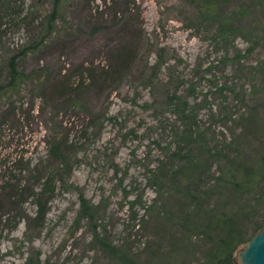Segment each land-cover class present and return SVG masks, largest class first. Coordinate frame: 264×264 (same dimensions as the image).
Wrapping results in <instances>:
<instances>
[{
	"label": "rangeland",
	"instance_id": "374dc122",
	"mask_svg": "<svg viewBox=\"0 0 264 264\" xmlns=\"http://www.w3.org/2000/svg\"><path fill=\"white\" fill-rule=\"evenodd\" d=\"M21 1L25 5L30 2ZM46 2L44 6L49 9L51 4ZM251 3L252 0H232L228 10L237 12ZM262 3L264 6V0ZM64 8V20L57 22L54 39L41 57L28 59L25 64L28 70L44 65L48 71L45 87L60 84L56 83L62 79L60 70L92 59L104 62L103 51L114 48L116 52L130 41L147 40L164 48L166 64L193 81L199 95L209 93L211 73L215 86L231 78L235 66L264 59V40L257 38L249 46L248 36L241 31L229 41L230 45H217L211 24L194 20L190 0H70ZM251 18L253 15L236 25L245 26ZM6 31L14 46L29 38L27 31L13 27ZM225 53L230 61L222 63ZM154 56L149 54L150 62ZM135 63L114 86L97 82L78 91L76 98L88 118L105 113L104 119L94 122L98 131L86 117L67 109V95L62 100H49L69 126L70 139L77 143L70 183L56 192L39 232L28 231L25 235L26 225L21 222L1 239L0 264H27L28 258L33 264H199L202 260L205 240L192 226L182 227L183 211H190V207L182 208L179 199L169 194L157 197L158 186L149 181L148 170L166 155V148L177 141L178 135L176 130L172 132L175 119L167 110L158 116L139 107L150 97L148 88L136 80ZM208 67H213L210 72ZM167 72L163 69L162 77ZM227 92L210 95L212 113L226 106ZM20 114L21 109H17L12 126L5 130L0 142L1 154L9 157L21 154L29 141L17 121ZM255 117L257 131L249 125L243 137L248 143L245 154L250 163L264 155L263 102L258 103ZM199 120L201 127L212 126L215 137L217 131L229 134L214 125L208 110H200ZM38 131L34 128L39 136ZM212 184L210 178L204 186ZM80 195L92 207V221L76 219ZM135 195L141 196V204L131 206ZM153 200L157 201L156 211L146 215L143 207ZM214 202L210 200V209ZM182 237L186 240L178 241ZM104 240L108 247L102 245Z\"/></svg>",
	"mask_w": 264,
	"mask_h": 264
},
{
	"label": "trees",
	"instance_id": "16d2710c",
	"mask_svg": "<svg viewBox=\"0 0 264 264\" xmlns=\"http://www.w3.org/2000/svg\"><path fill=\"white\" fill-rule=\"evenodd\" d=\"M46 1L30 0L25 5L21 0H0V142L5 130L12 126L17 109H21L17 121L29 140L18 156L9 157L0 152V241L21 222L26 225L25 235L28 231L39 232L56 192L70 183L78 154L77 143L70 139L69 126L49 100H62L67 95V109L87 118L90 126L95 127L94 122L100 121L105 113L88 118L76 98L78 91L97 82L114 86L136 62V80L148 88L150 97L139 107L158 116L167 110L175 119L172 132L176 130L178 135L177 141L166 148V155L148 170L149 181L158 186L156 196L169 194L179 199L182 208L190 207V211H183L182 227L192 226L206 242L199 264H236L237 250L261 228L264 220V155L256 163H250L245 154L248 143L243 138L247 126L253 125L252 130L257 131L255 114L258 103H264V59L235 66L231 78L227 77L231 81L226 78L215 86L214 73H211L209 93L199 95L193 81L166 64L164 48L155 47L147 40L130 41L116 52L114 48L103 51L104 62L92 59L60 70L62 79L56 82L60 84L45 87L48 71L44 65L28 70L25 64L28 59L41 57L54 39L57 22L64 20V6L70 0H48L49 9L44 6ZM231 1L190 0L194 20L208 21L213 27L212 38L220 46L230 45L229 41L238 31L248 36L249 46L257 38L264 40L262 0H252L253 3L237 12L228 10ZM256 12L259 15L255 16ZM249 15L253 18L245 26L236 25ZM12 27L29 32V38L14 46L6 31ZM250 48L246 49L248 54H251ZM150 53L155 55L152 62ZM227 56L225 53L222 63L230 61ZM212 68L208 67V71ZM163 69L168 72L162 77ZM223 91L229 92L225 97L226 106L212 113L209 97ZM160 107L163 111L159 113ZM202 109L211 113L214 125L229 134L217 131L215 137L210 124L207 128L201 127ZM34 128L39 129V136ZM95 130H100L99 126ZM210 178L213 184L205 188ZM212 199L217 204L214 202V208L210 209ZM79 200L76 219L92 221V207L83 195ZM156 202L143 205L146 215L156 211ZM134 204H141V196L133 197L131 206ZM183 240L186 239L182 237L178 241ZM102 245L108 247L107 241ZM26 263L33 264L30 258Z\"/></svg>",
	"mask_w": 264,
	"mask_h": 264
},
{
	"label": "water",
	"instance_id": "95a60500",
	"mask_svg": "<svg viewBox=\"0 0 264 264\" xmlns=\"http://www.w3.org/2000/svg\"><path fill=\"white\" fill-rule=\"evenodd\" d=\"M236 264H264V220L248 242L235 254Z\"/></svg>",
	"mask_w": 264,
	"mask_h": 264
}]
</instances>
